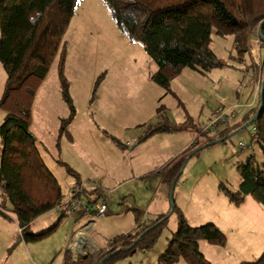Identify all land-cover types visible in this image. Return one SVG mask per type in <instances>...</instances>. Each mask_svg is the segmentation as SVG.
Here are the masks:
<instances>
[{
  "label": "rangeland",
  "instance_id": "obj_1",
  "mask_svg": "<svg viewBox=\"0 0 264 264\" xmlns=\"http://www.w3.org/2000/svg\"><path fill=\"white\" fill-rule=\"evenodd\" d=\"M63 44L62 73L67 82L74 116L62 131V121L68 119L70 108L62 96L60 58L57 55L37 90L29 130L43 161L58 181L64 199L71 196L75 183V179L68 174V167L79 175L83 189L92 182L97 183V192L92 193V198L97 199L92 204L93 208L106 203L108 212L102 218H82L79 219L81 222L74 224V213L63 217L58 223V211L52 210L50 216L54 215L55 219L50 220L52 226L49 228L56 223L58 226L39 241L38 246L43 252H53V264H62L64 245L73 240L74 233L88 221H95L90 232L92 240L98 245L95 244V254L112 237L136 231L133 212L119 213L121 205L138 206L143 211L142 221L153 219L161 213L156 209L161 196L158 193L160 178L151 175V172L146 174L147 178L140 177L147 168V160L140 163L146 158L144 152L148 145L144 143L150 138L137 143L139 147L134 149L143 153L141 159L130 155V146L136 145L138 137L149 125L160 122L162 114L174 122H182L187 111L189 117L204 123L214 110L221 107L234 110L237 118L242 119L258 104L254 79L264 59V47L255 37L249 41V52L244 61L239 62L234 59L236 54L232 37H220L212 32L210 47L228 66L213 68L204 74L185 69L171 83L170 89L175 94L170 92L164 96L165 91L161 87L148 81L156 71L154 62L141 43L130 41L117 28L103 0H79L63 35ZM5 79L0 64V99ZM147 82L156 88L158 94L155 89L144 88ZM159 107L163 108V113L157 110ZM4 116V111L0 110V124ZM227 123L234 124L230 116ZM209 136H216V132ZM251 136L252 127L249 126L222 143L188 156L175 185L173 200L178 196L182 198L183 204L180 206L177 202V206L187 223L193 227L212 223L226 237L224 247L207 241L199 242V252L210 264L250 263L264 253L249 245H241L237 237L233 239L237 236L232 232L236 227L227 224L233 216L226 210L228 199L220 191L221 186L233 193L237 190L240 183L238 166L246 164L250 156L258 165L262 164V150L252 142ZM113 139L125 147L119 148ZM191 142L192 137L188 145ZM156 151L157 148L150 150L151 153ZM88 179H91L90 183ZM162 188L167 209L163 213L168 214V189L165 184H162ZM249 198L264 213L261 205L249 196L244 198L242 204ZM4 200L0 196V205ZM81 200L87 204L85 197ZM5 202L7 213L15 220L10 203ZM79 212L75 211L76 214ZM177 224V213L172 212L151 249H135L127 257L116 259L113 264H161L159 257L177 230ZM14 225L19 237L14 239L8 253L16 249L21 241L22 234L16 221ZM39 225L40 221H35L31 229L37 232ZM173 264L188 263L178 259Z\"/></svg>",
  "mask_w": 264,
  "mask_h": 264
},
{
  "label": "trees",
  "instance_id": "obj_2",
  "mask_svg": "<svg viewBox=\"0 0 264 264\" xmlns=\"http://www.w3.org/2000/svg\"><path fill=\"white\" fill-rule=\"evenodd\" d=\"M103 1L117 28L130 41L141 43L145 53L154 62L156 71L150 79L165 91L164 96L174 93L170 89L171 83L185 69L204 74L213 68L228 66L210 47L212 32L220 37H232L236 54L234 59L239 62H243L249 52V41L255 37L253 33H256L255 39L259 45L264 47V0ZM78 3L79 0H0V64L6 76L0 99V110L5 113L0 124V195L10 203L11 212L21 229L20 240L25 243L41 241L57 228L58 223L39 234L30 231L35 219L55 210L64 200L61 187L43 161L29 127L37 90L57 55L60 58L62 96L70 108L68 119L62 121V131H65L64 126L74 116L67 82L62 73L63 35ZM259 26L263 40L257 32ZM263 63L264 59L254 79V85L258 88V104L236 124H224L223 129L217 130L216 136L210 137V133L203 131L204 123L189 116L177 123L162 114L160 122L143 130L136 144L157 134L187 131L192 135V142L187 149L150 173L160 177L167 189L187 157L196 154V148L227 137L257 113ZM157 110L163 113L162 107ZM251 127V140L262 150V164L258 165L250 156L246 164L238 166L240 183L237 190L233 193L221 186L220 191L235 207H239L244 198L249 196L264 210V95L262 109ZM114 142L119 148L125 147L117 140ZM66 169L75 179L72 186L75 197H85L88 204L96 203L97 199L91 196L97 189H83L79 175L68 167ZM127 211L133 212L136 231L112 237L96 255L87 254L74 260L71 253L65 250L62 264H99L108 254L122 249L103 263L113 264L116 259L127 257L135 249H151L167 220V214L142 221L143 211L136 205H121L119 213ZM174 212L177 213V230L167 241L159 262L173 264L183 259L188 264H210L199 252V242L207 241L224 247L226 237L222 231L212 223L190 226L173 200ZM0 213L6 216L4 212ZM65 215H61L59 221ZM141 234L142 237L137 240ZM131 245L132 248L127 249ZM241 264H264V253L254 262Z\"/></svg>",
  "mask_w": 264,
  "mask_h": 264
},
{
  "label": "crops",
  "instance_id": "obj_3",
  "mask_svg": "<svg viewBox=\"0 0 264 264\" xmlns=\"http://www.w3.org/2000/svg\"><path fill=\"white\" fill-rule=\"evenodd\" d=\"M148 81L153 83L151 79H149ZM153 84L156 85L155 83ZM142 87L143 86L140 87L141 90H143L144 88L149 89V90L155 89V91L158 94V91L156 90V88H154V86H152L149 82L146 83L144 88ZM255 87H256L257 96H258L257 85H255ZM185 114H186L185 118L186 116H189L187 111H185ZM236 118H237V114L231 117V119L234 121V124L239 122V120L241 119V118L239 119L238 118L236 119ZM177 123H180V122H177ZM221 129L222 128H220L219 130ZM191 137L192 135L187 131L169 133V134H157V135L150 137V139L144 143L148 145L146 152H144L146 153L145 155L146 158L145 160L144 159L140 160V163H143L147 160V168L145 169V171L142 169L143 173H141L142 175H140V177L146 176L148 172L157 171L159 168L164 166L171 159L181 154L185 149H187V146H189L188 144L191 141ZM133 142L135 143V140H133ZM151 143H154V144H151ZM129 146L130 144L127 142V147ZM152 146H155V147H152ZM130 147H131L130 155L138 159H141V156H143L142 155L143 153H140L139 150L134 151V149L136 148L138 149L139 145L136 144ZM153 148H157V151L154 153H151L150 150ZM155 177H158V176H155ZM88 182L90 183L91 179H88ZM162 184L163 183L160 179V182L158 184V193L161 196L158 199L159 205L156 206V209L158 208V210H160L159 212L161 213H159L158 215L165 214L163 212L167 210L166 201L164 200V196H163ZM89 187L91 188L97 187V183L92 182ZM89 187H86L85 189H89ZM168 192H169V189L167 190V196H168ZM91 197L90 199L92 200ZM177 198L179 200H177ZM181 200L182 198L178 196L176 197V199H174V202L176 205L178 202L179 205L181 206L183 204ZM5 201L6 200L3 201V205H0V211L4 212V214L6 215L4 216L0 213V264H53V257H52L53 252H49V253L43 252V250H41V247L38 246L39 241L33 242V243H25V242L20 241L17 245V248L8 253V249L13 245L12 243L14 239L19 236H17L16 231H15V225H14L15 220H13L11 215H9L6 211L7 209L5 206L6 205ZM225 208L228 211V213L232 214L233 216V218L227 221V224L230 226L236 227V230L232 232L236 234L237 236H234L233 239L237 237L238 239L237 242L240 243L241 245L243 246L249 245L253 249L259 250V252H264V213L262 212L261 208H259L255 203H253L252 200H250V198L249 200H246V203L241 204L239 207H235L231 203H229V201H227L225 204ZM53 211H56V210H53ZM74 214H75L74 218H72V220L74 221V224L78 221L81 222L80 220L84 218L82 217L81 212H79L78 214L74 212ZM50 215H52V211H49L41 215L37 219H35L32 223H34L35 221H40V225H39L40 230L37 232L33 231L30 225V231L34 234H39V233L46 231L47 228L52 226L51 225L52 221L50 220L55 219L54 215L53 216H50ZM58 215L59 217L61 216L59 212H58ZM69 215L72 216L73 213L66 214L64 217L69 216ZM46 217H49V218H46ZM58 223H59V220H58ZM85 225L81 226L75 233L84 231L83 228ZM94 244L96 243L94 242ZM106 245L107 243H105L104 247H100V249L105 248ZM67 246L68 244L64 245V248H65L64 251L67 250Z\"/></svg>",
  "mask_w": 264,
  "mask_h": 264
},
{
  "label": "built area",
  "instance_id": "obj_4",
  "mask_svg": "<svg viewBox=\"0 0 264 264\" xmlns=\"http://www.w3.org/2000/svg\"><path fill=\"white\" fill-rule=\"evenodd\" d=\"M256 37V33H253ZM234 110L228 109L224 110L219 107L213 111L210 119H208L203 126V131L207 133L216 132L224 124L227 123L229 116H235ZM97 187H92L90 190ZM76 192H72L68 199H64L59 205L56 206L57 210L61 215L72 214L77 210H80L82 217L91 218L98 217L102 218L107 215L108 207L106 203H102L99 206L96 205L93 208L92 204H86L81 199L75 197ZM95 225V221H88L84 226L83 230L74 234L73 240L68 243L67 250L71 253L74 260L87 256L88 254H95L93 250L95 249V244L90 237V232ZM21 231V229H19ZM91 250V251H90ZM97 250V249H96ZM90 251V252H89ZM98 251V250H97Z\"/></svg>",
  "mask_w": 264,
  "mask_h": 264
},
{
  "label": "water",
  "instance_id": "obj_5",
  "mask_svg": "<svg viewBox=\"0 0 264 264\" xmlns=\"http://www.w3.org/2000/svg\"><path fill=\"white\" fill-rule=\"evenodd\" d=\"M257 32H258L259 36L261 37V39L263 40V38H262V36H261V32H260V26L258 27ZM263 42H264V40H263ZM263 95H264V63H263V77H262V81H261V85H260V91H259V106H258V111H257V113H256V114H255V115H254L249 121H247L244 125H242L240 128H238L236 131L230 133L227 137L222 138V139H216V140H214V141H212V142H209V143H207V144H205V145H202V146H200L199 148H197V149L195 150V153H197V152H199V151H201V150H203V149H205V148H207V147H210V146H212V145H216V144H218V143H222V142H224L227 138H229V137L233 136L234 134H236V133H238V132H240V131H243V130H245L247 127L251 126V125L257 120V118H258V116H259V113H260V111H261V109H262ZM185 164H186V160L184 161V163H183V165H182V167H181L179 173H178V174L176 175V177L173 179V181H172V183H171V185H170V187H169L168 200H169V204H170V210H169V212H168L166 218H167L169 215H171L172 212H173L174 189H175V185H176V183H177V180H178L179 176L181 175V173H182V171H183V169H184V167H185ZM144 233H146V232H144ZM144 233H143V234H144ZM143 234H141V235L138 237L137 240H139L140 237H142ZM132 246H133V245L129 246L127 249L132 248ZM121 250H122V249H117L116 251H114V252L108 254L107 256H105V257L99 262V264H103L106 260H108L109 258H111L112 256H114L115 254L119 253Z\"/></svg>",
  "mask_w": 264,
  "mask_h": 264
}]
</instances>
